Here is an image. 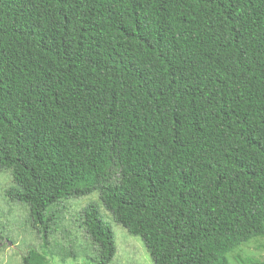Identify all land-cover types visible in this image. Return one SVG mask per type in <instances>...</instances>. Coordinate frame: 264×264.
Here are the masks:
<instances>
[{
    "label": "trees",
    "instance_id": "16d2710c",
    "mask_svg": "<svg viewBox=\"0 0 264 264\" xmlns=\"http://www.w3.org/2000/svg\"><path fill=\"white\" fill-rule=\"evenodd\" d=\"M5 169L39 231L96 190L154 264H264L238 252L264 238V0H0Z\"/></svg>",
    "mask_w": 264,
    "mask_h": 264
},
{
    "label": "rangeland",
    "instance_id": "374dc122",
    "mask_svg": "<svg viewBox=\"0 0 264 264\" xmlns=\"http://www.w3.org/2000/svg\"><path fill=\"white\" fill-rule=\"evenodd\" d=\"M17 187L10 170L0 171V264H23L22 257L31 247L44 252L52 264H96L94 251L82 222L87 206H94L100 218L113 233L115 253L107 264H154L140 236L129 234L115 222L112 214L99 199L98 191L62 199L52 204L46 216L52 220L47 229L40 231L32 225L26 202L11 200L7 189ZM46 234L47 243L44 235ZM264 238L246 244L238 252L264 260ZM234 264L235 263L234 261Z\"/></svg>",
    "mask_w": 264,
    "mask_h": 264
}]
</instances>
